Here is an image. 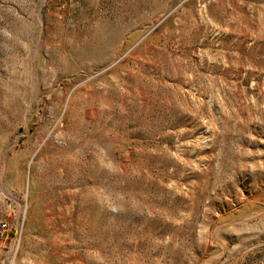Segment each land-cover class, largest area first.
Segmentation results:
<instances>
[{"label": "rangeland", "instance_id": "obj_1", "mask_svg": "<svg viewBox=\"0 0 264 264\" xmlns=\"http://www.w3.org/2000/svg\"><path fill=\"white\" fill-rule=\"evenodd\" d=\"M256 23L264 0H0V264H264Z\"/></svg>", "mask_w": 264, "mask_h": 264}, {"label": "bare ground", "instance_id": "obj_2", "mask_svg": "<svg viewBox=\"0 0 264 264\" xmlns=\"http://www.w3.org/2000/svg\"><path fill=\"white\" fill-rule=\"evenodd\" d=\"M261 11V10H260ZM263 17V16H262ZM261 18V17H260ZM253 24H255L253 22ZM252 27H248V32L249 35H247V33L245 35L249 36L248 38H250V41L256 44H261V46L264 45V26L259 25L258 26H253ZM244 26V25H243ZM246 28V27H245ZM231 29V28H230ZM235 30V29H234ZM240 30V29H239ZM241 31V30H240ZM234 33V32H233ZM238 34V32H237ZM244 35V34H243ZM246 40V39H245ZM249 43V42H248Z\"/></svg>", "mask_w": 264, "mask_h": 264}, {"label": "built area", "instance_id": "obj_3", "mask_svg": "<svg viewBox=\"0 0 264 264\" xmlns=\"http://www.w3.org/2000/svg\"><path fill=\"white\" fill-rule=\"evenodd\" d=\"M11 230L10 225L7 222L0 223V235Z\"/></svg>", "mask_w": 264, "mask_h": 264}]
</instances>
